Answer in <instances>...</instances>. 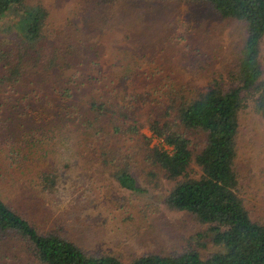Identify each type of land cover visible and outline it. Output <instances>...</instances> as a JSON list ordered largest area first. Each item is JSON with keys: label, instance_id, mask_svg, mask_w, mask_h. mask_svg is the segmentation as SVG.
<instances>
[{"label": "trees", "instance_id": "trees-1", "mask_svg": "<svg viewBox=\"0 0 264 264\" xmlns=\"http://www.w3.org/2000/svg\"><path fill=\"white\" fill-rule=\"evenodd\" d=\"M155 1L202 3L221 20L244 23L243 49L227 86L212 83L190 96L182 92L176 100L172 95L176 85L164 84L154 86L155 95L140 102L142 95L123 82L92 75H87V83L80 82L82 74L70 68L66 54H51L45 71H51L53 78L45 77L44 66L33 58L38 52L32 46L44 37L47 10L28 7L26 0H0V17L8 21L5 30L15 29L21 41L0 51V161L15 163L21 174L33 169L42 195H51L62 176L55 160L48 162L51 146L58 149L69 139L71 147L82 148L101 137L106 139L103 145L112 138L142 137V172L170 183L166 207L190 215L203 226L199 247L210 245L213 251L205 257L194 250L179 255L146 254L128 263L113 256L89 255L56 233L39 232L0 192V235L23 241L39 264H264V225L253 221L245 209L234 165L238 121L246 102L251 99L264 118V0ZM179 89L188 87L179 85ZM143 126L161 140L162 148L148 146L150 140L140 135ZM114 147L100 148L105 151L103 162L113 168L111 177L120 188L142 193L134 167L123 158L117 164L120 155ZM25 183L26 179L17 182L0 176V190L8 185L22 191Z\"/></svg>", "mask_w": 264, "mask_h": 264}, {"label": "rangeland", "instance_id": "rangeland-1", "mask_svg": "<svg viewBox=\"0 0 264 264\" xmlns=\"http://www.w3.org/2000/svg\"><path fill=\"white\" fill-rule=\"evenodd\" d=\"M25 4L48 12L44 37L32 46L38 52L33 58L44 66L45 77L53 78L51 71H45L51 54H66L70 68L82 74L80 82L87 83V75L123 82V86L131 85L138 96L142 95L140 102L147 95H155L154 86L164 84L176 85L172 91L176 100L182 92L190 96L212 83L227 86L236 74L245 39L244 23L221 20L202 3L26 0ZM4 19L0 17L2 52L21 43L15 29L5 30L8 21ZM261 55L264 63V37ZM57 62L62 63L60 59ZM179 85L188 89L177 90ZM250 101L239 116L234 165L240 182L239 197L250 218L264 225V118ZM140 135L150 140V148H162L161 140L146 127L140 129ZM105 140L101 137L82 148L72 146L78 176L67 203L57 199L55 193L42 195L34 170L21 174L9 161H0V176L17 182L26 179V183L21 185L22 191L7 185L0 192L39 232L56 233L89 255L113 256L128 263L146 254L179 255L194 250L205 257L212 252L210 245L199 247L203 226L190 215L166 207L164 197L170 183L142 172L144 139L117 137L103 145ZM112 144L120 155L117 164L123 158L134 167L133 175L142 193L120 188L111 177L113 168L103 162L101 153L105 151L100 148L107 145L109 149ZM56 151L51 146L48 162L55 160L62 181L69 166L61 168ZM0 264L39 263L23 241L0 235Z\"/></svg>", "mask_w": 264, "mask_h": 264}, {"label": "clouds", "instance_id": "clouds-1", "mask_svg": "<svg viewBox=\"0 0 264 264\" xmlns=\"http://www.w3.org/2000/svg\"><path fill=\"white\" fill-rule=\"evenodd\" d=\"M73 141L67 140L56 151L55 159L58 164L63 168L64 165L69 166L68 173L62 178L61 183L55 192L57 199L67 203L71 199V193L73 191L74 183L76 182L78 172L75 168V155L74 149H72Z\"/></svg>", "mask_w": 264, "mask_h": 264}]
</instances>
